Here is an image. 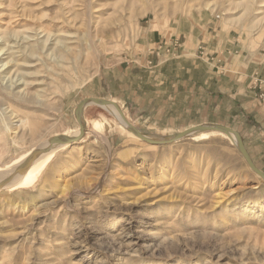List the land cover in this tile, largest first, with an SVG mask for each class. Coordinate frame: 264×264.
<instances>
[{
  "label": "rangeland",
  "instance_id": "obj_1",
  "mask_svg": "<svg viewBox=\"0 0 264 264\" xmlns=\"http://www.w3.org/2000/svg\"><path fill=\"white\" fill-rule=\"evenodd\" d=\"M0 37V161L80 129L0 190V264H264V0H0Z\"/></svg>",
  "mask_w": 264,
  "mask_h": 264
},
{
  "label": "bare ground",
  "instance_id": "obj_2",
  "mask_svg": "<svg viewBox=\"0 0 264 264\" xmlns=\"http://www.w3.org/2000/svg\"><path fill=\"white\" fill-rule=\"evenodd\" d=\"M16 3H18V2H16ZM16 3H15V5H17ZM18 5H20V4H18ZM16 9H14V10L16 11ZM25 9L24 8H23V10L21 9L23 11L22 13H19L17 11H16L17 13L14 11L16 14L13 13L14 17H15V20L18 19L19 23L21 25L25 26V25L29 24L30 22H32L34 20H38V22L40 21V18L37 19V14H35L34 11H29V10H25ZM21 10L19 9V11H21ZM9 13H11V12H9ZM14 17L13 16L10 17L11 18V19H9L10 22H11V20H14ZM9 20H8V22H9ZM10 22L8 24H10ZM39 23L40 24L37 25L38 28L39 29H43L44 28V24L42 22H39ZM38 30H37V32H39ZM37 32H36L35 36H34V34L30 35V36L24 37L23 40L24 41L28 40L30 42H33V41H35L37 39L38 42L40 43L39 38L41 36L40 34H41L42 30L39 33H37ZM1 42H2V37H0V43ZM5 53L6 52H4V50L0 49V57H2ZM1 67L3 68V70H1V71H3V74L0 76V78H1V80L5 81V79H7L9 81L8 84H10V85H8V87H11V85H14L16 88H18V87L23 85L21 76L18 77V74H17V73H23V71H21L23 69H20V68H17V67L14 68L13 70H14L16 76L18 77L17 78V77L14 76L15 77L14 78V77H10V76L7 75L9 73V69H8L7 64H4V65L2 64ZM11 73H13V72H11ZM19 91H25V90H21L20 89ZM86 103H97V104L103 105L104 107H109L122 120V123L124 124V126L126 128H128L129 130L135 132V130L133 128L129 127L127 125V123L123 121L124 119L121 118L119 110L114 105L103 104V103H101V102H99L97 100H92V99H88L86 101ZM83 120L84 119H83V117L81 115V117L79 118V122H80L81 127H82L81 131H83L84 124H85V123H83ZM35 125H36V123H35ZM33 128L31 129V131H34V129L37 130L36 127L34 129ZM6 130L8 132H11L12 131L11 126H8V124H7L6 125ZM194 130H196V129H194ZM194 130L191 129V130H186L184 132H181V133H179L177 135V137L178 138H182L183 136L186 137L187 135L192 133ZM79 131H80V129L77 128V129L71 130L69 132L70 134L66 135L65 137H63V136H60V137L57 136L55 138H51L50 137V139H48V140H43L44 138L43 139L42 138L38 139L32 145V147L28 151V153L23 155L21 158H18V159L16 158V159H14L11 162L9 161V163L8 162L7 163H3V162L0 161V190L1 189H17V188H20V187H27V186L35 185L36 182L39 181V179H40L41 175L44 173V171L53 162V160L57 156L58 152L62 151L70 143H72L73 141L78 139L79 134H80ZM214 133H216V132H214ZM208 135H209V133L205 132V133H203L201 135V137H207ZM11 136H12V134H11ZM11 138H13V137H11ZM230 138L232 139V141L236 145L239 143V138H238L237 134L234 133L233 136L230 137ZM148 139H150L152 141H158L159 140L158 138H153V137H148ZM170 139H172V138H170ZM252 187H254V185Z\"/></svg>",
  "mask_w": 264,
  "mask_h": 264
},
{
  "label": "water",
  "instance_id": "obj_3",
  "mask_svg": "<svg viewBox=\"0 0 264 264\" xmlns=\"http://www.w3.org/2000/svg\"><path fill=\"white\" fill-rule=\"evenodd\" d=\"M212 129H216V130H220L222 132H226V133H229V132H234V130L232 129H227V128H223V127H219V126H211ZM242 143V141H241ZM241 151L243 153V155L245 156L246 160L248 161V163L254 167L263 177H264V173H262L256 166L255 164L253 163L252 159L250 158L249 154L247 153V150L244 146V144H241Z\"/></svg>",
  "mask_w": 264,
  "mask_h": 264
}]
</instances>
